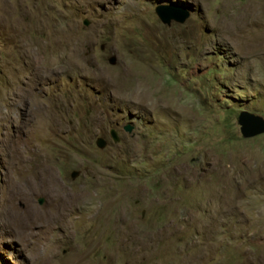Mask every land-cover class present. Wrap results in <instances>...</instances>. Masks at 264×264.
Segmentation results:
<instances>
[{
    "label": "rangeland",
    "instance_id": "rangeland-1",
    "mask_svg": "<svg viewBox=\"0 0 264 264\" xmlns=\"http://www.w3.org/2000/svg\"><path fill=\"white\" fill-rule=\"evenodd\" d=\"M241 111L264 118V0H0V264H264Z\"/></svg>",
    "mask_w": 264,
    "mask_h": 264
},
{
    "label": "water",
    "instance_id": "water-1",
    "mask_svg": "<svg viewBox=\"0 0 264 264\" xmlns=\"http://www.w3.org/2000/svg\"><path fill=\"white\" fill-rule=\"evenodd\" d=\"M155 13L163 24L170 25L172 21L183 23L190 15V11L180 5L175 4H159L155 7ZM88 22L85 20L84 24ZM116 60L115 56L109 58V62L114 64ZM240 133L243 137L249 138L258 134L264 133V118L255 115L247 111H241L237 118ZM124 130L130 132L132 130L131 125H126ZM110 138L113 142H118L119 138L114 129L110 130ZM95 144L98 148H103L106 144V140L102 137H97ZM76 172H73L71 176L74 178ZM42 199H39V203H42Z\"/></svg>",
    "mask_w": 264,
    "mask_h": 264
}]
</instances>
